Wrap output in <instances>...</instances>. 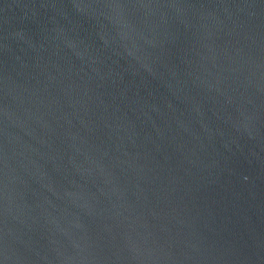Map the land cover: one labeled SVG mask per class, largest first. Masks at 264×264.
Masks as SVG:
<instances>
[{"label": "water", "instance_id": "1", "mask_svg": "<svg viewBox=\"0 0 264 264\" xmlns=\"http://www.w3.org/2000/svg\"><path fill=\"white\" fill-rule=\"evenodd\" d=\"M0 264H264V0H0Z\"/></svg>", "mask_w": 264, "mask_h": 264}]
</instances>
